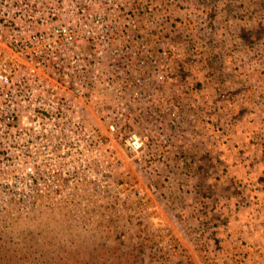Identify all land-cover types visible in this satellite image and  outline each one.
<instances>
[{"label":"rangeland","instance_id":"obj_1","mask_svg":"<svg viewBox=\"0 0 264 264\" xmlns=\"http://www.w3.org/2000/svg\"><path fill=\"white\" fill-rule=\"evenodd\" d=\"M137 1L189 63L173 91L187 130L146 172L119 145L116 205L88 187L0 199V264H264V0Z\"/></svg>","mask_w":264,"mask_h":264},{"label":"built area","instance_id":"obj_2","mask_svg":"<svg viewBox=\"0 0 264 264\" xmlns=\"http://www.w3.org/2000/svg\"><path fill=\"white\" fill-rule=\"evenodd\" d=\"M152 13L150 1L0 0V199L116 196L119 145L157 167L187 130L173 91L190 72Z\"/></svg>","mask_w":264,"mask_h":264},{"label":"trees","instance_id":"obj_3","mask_svg":"<svg viewBox=\"0 0 264 264\" xmlns=\"http://www.w3.org/2000/svg\"><path fill=\"white\" fill-rule=\"evenodd\" d=\"M49 197H45V198H41L37 203H35L34 205H38L39 203H41L42 201L43 202H46V203H52V200H50V199H48ZM63 200H65V199H63ZM76 200H78V199H76ZM76 200H67V201H69V202H72V201H76ZM101 200L102 201H104V200H106L107 202H109V201H111V202H109L110 204H112V205H116V198H115V196L114 195H111L110 193H104L103 194V196H102V198H101ZM69 205V204H68ZM54 211V210H53ZM53 211H49L48 213H54Z\"/></svg>","mask_w":264,"mask_h":264}]
</instances>
